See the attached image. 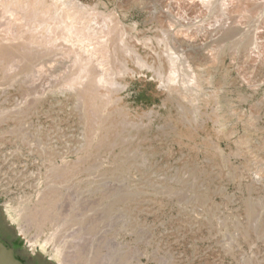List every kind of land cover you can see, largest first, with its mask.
I'll use <instances>...</instances> for the list:
<instances>
[{
  "label": "rangeland",
  "instance_id": "obj_1",
  "mask_svg": "<svg viewBox=\"0 0 264 264\" xmlns=\"http://www.w3.org/2000/svg\"><path fill=\"white\" fill-rule=\"evenodd\" d=\"M0 243L264 264V0H0Z\"/></svg>",
  "mask_w": 264,
  "mask_h": 264
},
{
  "label": "water",
  "instance_id": "obj_2",
  "mask_svg": "<svg viewBox=\"0 0 264 264\" xmlns=\"http://www.w3.org/2000/svg\"><path fill=\"white\" fill-rule=\"evenodd\" d=\"M0 264H20L12 254L0 243Z\"/></svg>",
  "mask_w": 264,
  "mask_h": 264
},
{
  "label": "bare ground",
  "instance_id": "obj_3",
  "mask_svg": "<svg viewBox=\"0 0 264 264\" xmlns=\"http://www.w3.org/2000/svg\"><path fill=\"white\" fill-rule=\"evenodd\" d=\"M35 43V42H34ZM44 47V46H43ZM30 50H31V48H30ZM33 52V51H32ZM34 53H36V52H34ZM29 55V54H28ZM13 56V55H12ZM34 56V55H33ZM38 56V55H37ZM87 67V66H86ZM86 77V76H85ZM91 79V78H90ZM92 82V81H91ZM98 82V81H97ZM171 84V83H170ZM172 85V84H171ZM171 85H169V86H167V88H168V90L169 91H174L175 90V88L176 89H178L177 87H172ZM172 88H174V89H172ZM180 90H181V88H180ZM179 90V91H180ZM181 92V91H180ZM188 92H189V89L187 88V87H183V91H182V95H184V96H187V94H188ZM175 93V92H174ZM181 96V95H180ZM9 210L11 211V209L9 208ZM18 211V210H17ZM19 212V211H18Z\"/></svg>",
  "mask_w": 264,
  "mask_h": 264
},
{
  "label": "flooded vegetation",
  "instance_id": "obj_4",
  "mask_svg": "<svg viewBox=\"0 0 264 264\" xmlns=\"http://www.w3.org/2000/svg\"><path fill=\"white\" fill-rule=\"evenodd\" d=\"M1 241L4 242L5 240L1 238Z\"/></svg>",
  "mask_w": 264,
  "mask_h": 264
}]
</instances>
